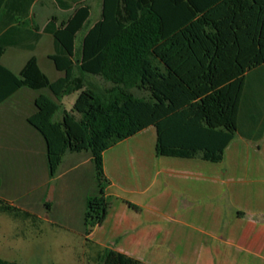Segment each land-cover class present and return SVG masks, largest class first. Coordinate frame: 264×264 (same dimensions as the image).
I'll return each instance as SVG.
<instances>
[{"label": "trees", "instance_id": "obj_1", "mask_svg": "<svg viewBox=\"0 0 264 264\" xmlns=\"http://www.w3.org/2000/svg\"><path fill=\"white\" fill-rule=\"evenodd\" d=\"M33 1L0 0V12L9 2L24 4L12 21L25 28ZM89 15L88 5L77 4L66 20L56 24L52 17L43 28L53 38L48 59L63 74L54 81L35 57L18 75L4 67L1 57L12 41L0 35V104L22 87L47 91L36 97L27 121L45 141L48 176L66 153L90 155L98 194L86 200V235L110 210L103 153L118 143L154 127L156 156L218 163L236 136L264 135V0H102L100 19L86 26ZM88 75L110 87H92ZM73 94L72 109L55 122L61 100ZM0 214L37 220L2 199ZM97 259L146 264L111 248L99 250ZM0 264L16 263L0 258Z\"/></svg>", "mask_w": 264, "mask_h": 264}, {"label": "crops", "instance_id": "obj_2", "mask_svg": "<svg viewBox=\"0 0 264 264\" xmlns=\"http://www.w3.org/2000/svg\"><path fill=\"white\" fill-rule=\"evenodd\" d=\"M63 2L68 7L55 0H34L25 28L12 21L14 9L23 11L25 5L8 3L0 12V35L7 34L12 41L1 57L4 67L18 75L30 57L38 63L40 49H48L47 59L54 54L53 38L43 28L52 17L56 24L66 20L77 4L90 8L86 26L101 17L102 0L96 6L93 0ZM84 32L77 34V47ZM53 69H47L52 80L41 71L54 81L63 74L54 65ZM40 94L47 91L22 87L0 104V199L36 217L27 209L32 194L35 205L51 211L53 183L59 179L57 171L53 178L48 176L45 141L27 121L36 111L34 101ZM67 97L60 102L55 122L63 111L72 109L75 100L65 101ZM147 129L124 140H134L126 148L112 147L103 153V172L109 181L105 194L112 203L89 240L146 264H264V135L258 141L236 136L222 161L213 163L156 156V131ZM86 164L93 176L91 186L82 188L80 173L59 188L58 199L66 204L61 213L69 218L72 207L79 208L83 217L87 198L98 194L94 166L87 152L66 153L59 165L66 175ZM22 201L25 206L20 205ZM49 223L69 227L57 218Z\"/></svg>", "mask_w": 264, "mask_h": 264}, {"label": "rangeland", "instance_id": "obj_3", "mask_svg": "<svg viewBox=\"0 0 264 264\" xmlns=\"http://www.w3.org/2000/svg\"><path fill=\"white\" fill-rule=\"evenodd\" d=\"M45 1V0H44ZM100 0H93L92 5H98ZM93 21V20H91ZM79 39V36H78ZM48 52V49L42 48L38 51V63L52 80L51 71L53 65L46 57L44 53ZM25 57L27 54H23ZM23 56V57H24ZM5 64V60L3 61ZM85 80L97 89H106L110 87V84L105 82L101 77L97 76H85ZM137 96H145L146 94L138 90L133 91ZM77 95L73 94L67 97V100L74 101ZM155 132L153 128L147 129ZM144 136H147L144 133ZM134 140L123 141L113 148H126L128 144H132ZM73 154V153H67ZM68 156V155H67ZM80 158V155H77ZM67 158V157H66ZM83 185L82 188H87L93 184V176L91 175L90 165L86 164L75 170L70 174H63V168L59 167L57 170L58 178L53 184L55 185V193H53L50 204H53L51 211L45 206L35 205L33 201L34 195L32 194V200L29 201L30 210L36 213L37 220L32 222L31 220H14L8 215L0 214V258L10 263L16 264H98L97 252L101 250L94 242L89 240V235L85 234V227L83 224L82 213L80 214L79 208L72 207V218L67 214L61 213L64 201L58 199L59 188L63 185L66 186V182H69L72 178H75L78 174ZM78 185L76 188L79 190ZM20 205L25 203L19 202ZM58 214L60 216H58ZM60 219L62 223H68L69 227H53L49 220ZM70 220V222H68ZM172 264H177L174 261Z\"/></svg>", "mask_w": 264, "mask_h": 264}]
</instances>
